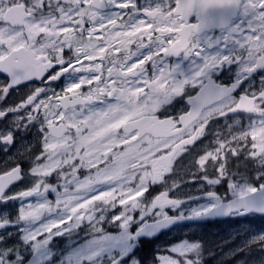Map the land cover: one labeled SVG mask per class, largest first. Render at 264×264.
Returning a JSON list of instances; mask_svg holds the SVG:
<instances>
[{"label": "snow or ice", "instance_id": "obj_1", "mask_svg": "<svg viewBox=\"0 0 264 264\" xmlns=\"http://www.w3.org/2000/svg\"><path fill=\"white\" fill-rule=\"evenodd\" d=\"M0 152V264H202L198 240L156 242L264 219V0H0ZM257 246L243 264H264V230L237 251Z\"/></svg>", "mask_w": 264, "mask_h": 264}, {"label": "rangeland", "instance_id": "obj_2", "mask_svg": "<svg viewBox=\"0 0 264 264\" xmlns=\"http://www.w3.org/2000/svg\"><path fill=\"white\" fill-rule=\"evenodd\" d=\"M100 166L102 167L103 165ZM91 171L94 173L95 169H92ZM78 175L80 179H83L85 176L89 175V170L81 169ZM59 183L60 185H63L64 180L61 179ZM21 187H23V185H21ZM198 188L199 185L188 184L184 186L180 197L186 199L187 195L196 196L202 192L198 191ZM17 190H19V188H17ZM59 190L61 193L64 192L63 187H60ZM74 190V186H69V192ZM49 199L54 202L55 194H52ZM203 202V200L193 201L190 205L185 206V210L187 207H195L198 203ZM68 223H71V221ZM61 227H63V225ZM105 227L108 228L109 231L116 230L115 227L111 225H106ZM261 230H264V219H254L250 225L239 218L229 217L225 220H214V222L211 223L207 221L201 223L199 222L189 226H182L180 228L173 229L172 231L161 235L156 244L159 245L160 255H168L169 253L166 249H168L172 243L179 242L183 239L198 240L203 245L202 256L204 259H208L211 256L213 262H223L228 258H233L241 254V252L237 250L242 248L248 240L252 239V233L259 232ZM78 231L80 232V237L83 238L84 230L81 229ZM68 235L69 234L66 233L64 236L53 237L52 241L50 242V247H52L53 250L57 252H59L61 249H66L65 241L67 240ZM72 235H75V233ZM155 247L156 245H152V248ZM243 253L244 254L242 257L244 258L256 256L259 254V248L258 246L254 247L251 252H248L246 249Z\"/></svg>", "mask_w": 264, "mask_h": 264}, {"label": "flooded vegetation", "instance_id": "obj_3", "mask_svg": "<svg viewBox=\"0 0 264 264\" xmlns=\"http://www.w3.org/2000/svg\"><path fill=\"white\" fill-rule=\"evenodd\" d=\"M138 3L145 4L146 3V0H138ZM86 27H90V25H87L86 24ZM245 28H246V26H245ZM145 42H147V40ZM130 48L134 51L135 48H136V45L135 44L134 45H131ZM161 55L163 56V54H161ZM164 59L167 62V64L169 65V68H170L172 65H174L175 63H177V61H178L179 58H177V57H165ZM85 63H87V62H85ZM187 64H188V61H184V66L185 67L187 66ZM146 66L148 68L149 74L151 75V73L153 72L151 62H147V65ZM77 67H79V65H77ZM251 84H252L251 90L252 91H258L259 88H260V75L253 74V77L251 78ZM35 86H41V87H43L44 85L41 84L40 80H36L35 81ZM63 86H64V78L63 77L61 78V80L56 81V82H53L51 84L52 89H54L57 93H59L61 95L63 94L62 91H61V88ZM244 87L245 88L248 87V82H245ZM84 90L85 91L87 90L86 86H85V89ZM48 95H52V92L49 91L48 92ZM13 100L18 101L19 100V95L14 96L13 97ZM10 103H11V101H10ZM188 107L189 106H187V105H178L175 110L169 109V114L178 117V115L181 114L180 109L181 108H188ZM241 121H242V124L245 125V126L248 123L247 119H244L243 117H241ZM228 123H232V120H229ZM224 125H225V122H224V120L222 118L219 120L218 123L216 121H213L209 125V128L207 129V135L205 137H201L200 140H198L196 142V145L198 147H203V146L210 145L211 142L214 140L215 133H217V132H220L224 136L229 135L228 130L225 128ZM34 131L35 130H33V132ZM234 131H239V128L234 129ZM27 139H28L29 142H33L34 141V135L33 136H28ZM212 146H214V145H212ZM5 159H6V157H5L4 153L3 152H0V166H2V163H3V161ZM25 167H27V165H25ZM20 187H21V185L18 186V188H20ZM219 191L222 192L223 189L220 188ZM201 194H203V192H200V194H198V195H201ZM207 222H210L211 223V222H214V221H207Z\"/></svg>", "mask_w": 264, "mask_h": 264}, {"label": "trees", "instance_id": "obj_4", "mask_svg": "<svg viewBox=\"0 0 264 264\" xmlns=\"http://www.w3.org/2000/svg\"><path fill=\"white\" fill-rule=\"evenodd\" d=\"M243 254L244 253H241V254H239L236 257L228 258L227 260H224L223 262H219V261L213 262V259H212L211 256H210L211 258L209 257L208 259H204L203 256H202L201 259H202V264H243V262L245 260H248L249 259L248 256H247L248 258L242 257ZM250 264H251V261H250Z\"/></svg>", "mask_w": 264, "mask_h": 264}, {"label": "water", "instance_id": "obj_5", "mask_svg": "<svg viewBox=\"0 0 264 264\" xmlns=\"http://www.w3.org/2000/svg\"><path fill=\"white\" fill-rule=\"evenodd\" d=\"M202 195V194H201ZM229 217H218V218H211V219H204V220H199V221H185V222H182V225L183 226H189L191 224H194V223H201V222H206V221H214V220H225Z\"/></svg>", "mask_w": 264, "mask_h": 264}]
</instances>
